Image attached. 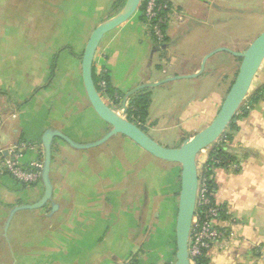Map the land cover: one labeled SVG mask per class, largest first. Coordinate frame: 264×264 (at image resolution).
Here are the masks:
<instances>
[{
    "label": "crops",
    "instance_id": "crops-1",
    "mask_svg": "<svg viewBox=\"0 0 264 264\" xmlns=\"http://www.w3.org/2000/svg\"><path fill=\"white\" fill-rule=\"evenodd\" d=\"M112 1L0 0V146L32 143L24 165L43 160L41 137L48 128L79 143L109 129L87 99L80 59ZM260 1L171 0L176 14L161 42L132 15L103 36L93 69L124 97L140 84L192 74L214 49L240 51L249 44L250 33L235 32L257 27L261 16L264 21ZM238 64L239 57L218 51L198 75L147 87V134L177 146L204 127ZM257 76L263 84L264 59ZM235 125L226 144L235 162L212 173L213 197L225 212L216 224L227 236L206 251V264H264V96ZM49 178L52 202L15 210L9 220L14 207L38 201L44 186L41 178L24 184L0 174V264H117L128 257L134 264H173L178 163L154 157L120 134L86 149L55 138Z\"/></svg>",
    "mask_w": 264,
    "mask_h": 264
},
{
    "label": "water",
    "instance_id": "water-1",
    "mask_svg": "<svg viewBox=\"0 0 264 264\" xmlns=\"http://www.w3.org/2000/svg\"><path fill=\"white\" fill-rule=\"evenodd\" d=\"M139 4L140 0H125L123 6L116 13L100 21L90 32L81 54V78L87 99L95 113L109 125V129L100 138L88 143L76 142L59 129H46L41 137L43 146L41 167V180L44 186L43 194L34 203L14 207L9 215V220L15 210L21 208H39L46 202H52L53 187L49 178V171L52 143L55 138L63 139L74 148L86 149L100 145L114 135L120 134L132 140L154 157L180 165V189L175 225L176 250L173 264H190L188 238L191 220L195 212L198 186L197 156L202 150L217 141L224 133L246 98L254 76L264 59V29L240 51H233L227 47H218L209 52L203 57L200 69L192 74L174 75L160 81L143 83L127 93V96H129L142 88L155 87L161 83L175 79L194 77L202 71L205 59L218 51H227L239 57V64L233 80L211 121L202 129L184 138L177 146L169 147L157 142L145 130L125 117V101L127 96L122 100L120 111L115 110L106 103L96 89L92 77L94 55L103 36L130 18L139 8Z\"/></svg>",
    "mask_w": 264,
    "mask_h": 264
},
{
    "label": "built area",
    "instance_id": "built-area-1",
    "mask_svg": "<svg viewBox=\"0 0 264 264\" xmlns=\"http://www.w3.org/2000/svg\"><path fill=\"white\" fill-rule=\"evenodd\" d=\"M141 5L149 35L157 42L163 41L165 26L168 20L176 14V9L172 5L171 0H140L139 6ZM100 84L103 86L104 82L101 81ZM117 108L118 111L121 110L120 107ZM225 143L227 144V141ZM32 148L33 144L25 141L0 146V174H8L16 181L24 184H36L39 182L42 159L34 160L28 166L23 164V157ZM205 159L200 161L197 158L198 186L195 212L191 220L188 238L190 264H195L194 257L201 255L203 250H208L214 243L225 240L227 236V233L216 224V221L221 218L223 208L211 199L213 193L209 191L206 185L207 178L202 173ZM117 264L134 263L133 259L128 257Z\"/></svg>",
    "mask_w": 264,
    "mask_h": 264
},
{
    "label": "trees",
    "instance_id": "trees-1",
    "mask_svg": "<svg viewBox=\"0 0 264 264\" xmlns=\"http://www.w3.org/2000/svg\"><path fill=\"white\" fill-rule=\"evenodd\" d=\"M125 0H113L110 7V15L117 12L120 6L124 3ZM139 17L146 23V19L143 15L142 5L139 6ZM92 77L95 83L96 89L101 95L109 97L113 104L120 106L121 100L124 97V94L118 92L113 87L109 86L108 80L104 73H96L95 70H92ZM103 81L104 85L102 86L100 82ZM264 96V83L258 87L252 89L244 99V103L240 106L238 113L234 116L232 121L229 123L227 129L224 133L207 149V156L203 163L202 173L206 176V185L209 188L211 193L215 191V183L212 178L213 169L215 167H228L235 162V156L230 154L226 149L225 141H230L232 138L231 130L236 129L235 118L238 115L244 114L249 107L253 106ZM125 104V117L131 122L135 123L141 129L145 130L143 123L146 119L148 106H149V88H142L136 92L130 94L126 98ZM211 199L214 200V197L211 196ZM215 201V200H214ZM224 210L221 215V218L224 217ZM206 251L203 250L201 255L194 257L195 264H206Z\"/></svg>",
    "mask_w": 264,
    "mask_h": 264
},
{
    "label": "rangeland",
    "instance_id": "rangeland-1",
    "mask_svg": "<svg viewBox=\"0 0 264 264\" xmlns=\"http://www.w3.org/2000/svg\"><path fill=\"white\" fill-rule=\"evenodd\" d=\"M264 1V0H263ZM263 1H260V7L264 4V2ZM116 13V12H115ZM136 14H138L139 15V9H137V11L133 14V18H131V19H137L136 17ZM112 15V14H111ZM110 16V15H109ZM135 17V18H134ZM263 19V16H261L260 17V19H259V22H258V26L256 27L255 25V23H253V24H250L249 25V27L250 28H248V29H241V30H239V31H236L235 33H237V34H240V35H244V34H246V33H250L251 34V36L250 37H255L256 35H258L263 29H264V21L262 20ZM234 34V33H233ZM252 40V39H251ZM260 83V78L257 76L256 78H254V80H253V82H252V84H251V87H250V89H249V92L252 90V89H254V88H256V87H258L259 84ZM248 92V93H249ZM120 106H121V104H120ZM120 106H117V107H120ZM118 109V108H117ZM211 121V120H210ZM210 121H206V125L210 122ZM205 125V126H206ZM203 127H201L200 129H202ZM199 129V130H200ZM198 131V130H197ZM126 141H128V139H126ZM164 143H166V144H168L169 145V147H173L174 146V144L176 143V141H166V142H164ZM177 143H178V141H177ZM163 145V144H162ZM206 152V151H205ZM202 154H203V152H202ZM199 155V154H198ZM197 158H199V156H197ZM132 258V257H131ZM135 258V257H134Z\"/></svg>",
    "mask_w": 264,
    "mask_h": 264
}]
</instances>
